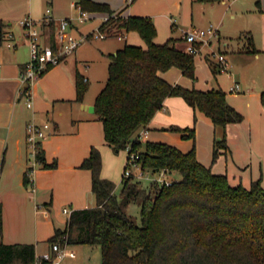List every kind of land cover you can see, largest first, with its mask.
<instances>
[{"label":"crops","instance_id":"crops-1","mask_svg":"<svg viewBox=\"0 0 264 264\" xmlns=\"http://www.w3.org/2000/svg\"><path fill=\"white\" fill-rule=\"evenodd\" d=\"M19 1L0 0V26L4 32L0 36V202L3 213L0 240L34 243L37 256H41L51 250L50 238L56 229L67 225L69 215L63 212L64 208L72 212L96 205L91 171L81 167L93 146L102 152V176L110 179L107 165L115 159V152L105 141L103 122L96 111L88 110L89 105H95V99L85 93L82 101L76 100L78 62L83 61L76 50L94 33L101 31L100 26L111 15L87 10V20L95 22L81 26L79 0H43L40 5H36L35 0H28L26 6ZM95 1L109 3L112 15L151 17L157 26L155 41L164 43L174 37L178 39L176 46L182 49L188 46L184 31L196 27L193 24L195 8L198 7L201 20L211 13L218 15L217 21L213 19L220 34L215 47L225 53L229 68L221 70L215 62L219 69L214 74L212 60L197 55L195 78L185 76L178 67L160 74L174 84L202 90L220 86L226 92L228 102L244 115L243 121L231 123L226 128L229 149H220L221 153L214 160L215 142L222 138V128L216 127L202 112L195 111L181 96H168L148 127L142 128L139 134H143L144 143L164 142L185 152L195 148L197 158L203 164L215 173L226 174L233 185L249 187L252 181L261 179L264 187V106L261 102L264 91V0H247L248 4L240 6L236 4L242 0L206 3L198 0ZM46 2H49L47 7L52 8L57 25L60 18H70L73 34L78 37L89 34V37L72 54L50 66L32 86L33 106L29 107L20 80L29 59V54L24 57L21 49L28 50L29 45L19 21L26 16L42 19ZM228 18L234 21L232 26L227 25ZM40 33L43 41L48 40L51 34L48 25L40 26ZM122 34L121 38L115 37L125 44L146 48L137 31H123ZM120 46L109 55L116 54ZM85 65L89 67L90 64ZM81 75L90 84L89 76ZM235 83H239V89L231 90ZM31 122L50 123V133L42 142V149L46 162L57 161L56 167L31 162L27 142V125ZM170 125L194 127L195 137L184 138L178 131L163 128ZM29 168L33 170L31 174ZM26 173L30 177L28 183L25 182Z\"/></svg>","mask_w":264,"mask_h":264},{"label":"trees","instance_id":"trees-1","mask_svg":"<svg viewBox=\"0 0 264 264\" xmlns=\"http://www.w3.org/2000/svg\"><path fill=\"white\" fill-rule=\"evenodd\" d=\"M216 2L220 0H198ZM83 10L100 11L111 16L100 26L108 36L137 31L146 48L125 44L111 54L109 76L95 99L96 114L103 122L104 138L114 151L128 145L140 150L144 168L153 172L166 169L180 172L182 178L171 184L151 181L144 185L134 177L123 176L121 197L117 184L102 176L103 157L93 146L81 167L92 174L93 207L75 209L65 228H57L51 244L85 243L102 247L101 264H264V187L261 179L249 187L233 185L226 174L213 172L203 164L196 149L182 151L164 142L138 140L139 131L148 127L168 96H181L195 111L202 112L223 136L215 142L214 160L220 149H229L226 128L244 120L232 106L220 86L208 90L171 83L160 73L178 67L185 76L196 77L195 55L176 46L177 38L157 43V26L149 16L112 15L109 3L79 0ZM50 42L57 49V22H49ZM0 26V36L3 35ZM252 45V37L250 36ZM213 72H218L215 63ZM89 82L76 75V100L82 101ZM264 106V91L261 92ZM184 138H194V127L170 125ZM43 167L47 163L43 149L37 154ZM29 168L28 170H30ZM27 170V171H28ZM30 177L25 174V182ZM141 207L142 222L129 213L128 206ZM3 213L0 202V235ZM34 243H5L0 240V264H33L37 259Z\"/></svg>","mask_w":264,"mask_h":264},{"label":"built area","instance_id":"built-area-1","mask_svg":"<svg viewBox=\"0 0 264 264\" xmlns=\"http://www.w3.org/2000/svg\"><path fill=\"white\" fill-rule=\"evenodd\" d=\"M79 6V5H78ZM81 22L89 18V12L83 10L80 6ZM108 19V18H107ZM106 19V20H107ZM55 20L52 8L47 7L42 19H35L31 16H26L20 19L19 23L26 31V37L29 45V59L26 62L25 68L20 74V80L22 83L25 99L29 107L33 106L32 86L41 78V76L50 68V66L58 64L62 58L72 54L82 43L89 37V34L82 36H75L72 30L71 19L64 17L60 18L56 29V41L57 49L55 50L48 40L43 41L40 33V26L47 25L50 21ZM122 32L118 34V37H122ZM95 37H107L108 34L104 31L94 33ZM183 37L188 43L187 51L197 55L208 57L212 62H216L221 70H227L230 66L229 61L223 51L216 48L213 44H216L220 40V34L218 28L209 26L207 29L201 28H189L184 31ZM239 83H235L231 90H238ZM51 125L46 122L44 124H37L31 122L27 125V142L30 147V160L33 165L38 164V152L42 149V142L49 136ZM143 134H138V140H142ZM127 159L124 175L125 177H134L141 180L146 174L148 177L150 174H158L156 177H149L151 181H157L160 184L169 185L172 183V179L168 178V170L162 169L156 172L151 171L148 168H144L140 161V150L134 149L131 145L127 148ZM32 169L29 170V174L32 173ZM64 213L71 215L72 212L68 208H64ZM69 244L65 243L64 246L59 243L51 245V250L38 256L33 264H51L60 263L66 256L76 257L74 250H69Z\"/></svg>","mask_w":264,"mask_h":264},{"label":"rangeland","instance_id":"rangeland-1","mask_svg":"<svg viewBox=\"0 0 264 264\" xmlns=\"http://www.w3.org/2000/svg\"><path fill=\"white\" fill-rule=\"evenodd\" d=\"M18 1V0H17ZM247 0H242L237 2V6L246 5ZM254 1V0H248ZM20 4L26 6L28 4V0H20ZM43 3V0H35L36 5H40ZM49 5V2H46V7ZM45 7V8H46ZM50 7V6H49ZM198 8V7H197ZM195 8L194 11V25L196 28L207 29L209 26H213L217 28V19L218 15L216 13H211L210 15H206L203 20L200 19V12ZM212 12V11H207ZM26 16V15H25ZM24 17V16H23ZM20 18H14V20H19ZM213 19H216L213 20ZM189 20H191L189 18ZM93 22L91 19L85 20L81 23V26H89L92 25ZM202 22H205L202 24ZM234 23L233 20L228 18L227 25L232 26ZM227 27V26H226ZM223 30V28H222ZM77 33V32H75ZM144 40V39H143ZM145 41V40H144ZM146 44V42H145ZM118 45L123 47L125 42L123 40H118V37L110 36L106 39H101L93 36L90 40L85 41L76 51H78V56L83 61L78 62L79 72L81 74H86L90 78V84L86 91L87 96L91 99H96L98 93L101 91L103 85L105 84L108 76H109V62L110 55L109 53L114 51ZM147 45V44H146ZM215 46V44H213ZM22 55L25 57L29 54V49L26 50L24 48L21 49ZM90 64L87 67L85 64ZM115 159L110 160L108 162L107 174L108 177L113 180L117 186L115 189L116 195L121 197L122 193V180L124 175V170L126 164L128 162L127 159V150H121L119 152L114 151ZM157 177L158 174H150L149 177ZM146 174L141 178V182L146 185L151 182V179ZM169 180H179L182 178V174L180 172H169L168 171ZM248 181V180H247ZM128 211L132 214L136 220L140 223L142 222V214L141 207L137 203H131L128 206ZM67 216V215H66ZM64 216V217H66ZM62 225V224H60ZM69 250H74L77 254L76 258H72L70 256H66L61 260L60 263H51V264H101L102 262V247L100 245H92L85 243H73L69 245Z\"/></svg>","mask_w":264,"mask_h":264},{"label":"water","instance_id":"water-1","mask_svg":"<svg viewBox=\"0 0 264 264\" xmlns=\"http://www.w3.org/2000/svg\"><path fill=\"white\" fill-rule=\"evenodd\" d=\"M88 110L91 111V112H95L96 111L95 105H89L88 106Z\"/></svg>","mask_w":264,"mask_h":264}]
</instances>
